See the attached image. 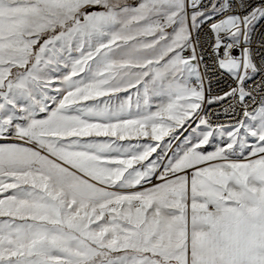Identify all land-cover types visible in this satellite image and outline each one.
I'll use <instances>...</instances> for the list:
<instances>
[{
	"label": "snow or ice",
	"instance_id": "snow-or-ice-1",
	"mask_svg": "<svg viewBox=\"0 0 264 264\" xmlns=\"http://www.w3.org/2000/svg\"><path fill=\"white\" fill-rule=\"evenodd\" d=\"M0 264H264V0H0Z\"/></svg>",
	"mask_w": 264,
	"mask_h": 264
}]
</instances>
